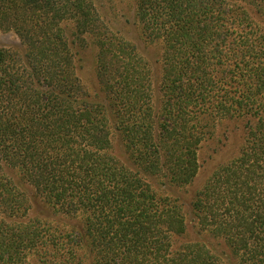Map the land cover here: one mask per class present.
Segmentation results:
<instances>
[{
  "label": "trees",
  "instance_id": "16d2710c",
  "mask_svg": "<svg viewBox=\"0 0 264 264\" xmlns=\"http://www.w3.org/2000/svg\"><path fill=\"white\" fill-rule=\"evenodd\" d=\"M246 1L264 8V0ZM136 7L151 37L163 34L162 77L171 103L159 120L149 104L146 65L134 47L114 44L121 53L113 60L103 42L96 43L104 89L105 71L114 62L116 83L109 93L120 110L115 127L131 165L139 168L129 171L109 153L105 118L75 76L62 26L72 20L81 42L98 22L93 0H0V29L12 32L22 48L0 49V171L18 170L58 212L88 215L84 227L64 233L46 222L0 221V264L39 245L52 261L67 250L63 264H83L72 250L81 243L92 264H220L202 242L185 241L173 250L172 238L186 231L181 206L156 198L142 176L160 173L178 187L194 182L201 138L185 116L195 99L193 61L207 64L237 17L221 0H136ZM244 42L264 55V42ZM253 70L256 84L241 108L253 120L243 152L191 200L198 230L221 237L235 264H264V64ZM24 204L0 172V216L24 214Z\"/></svg>",
  "mask_w": 264,
  "mask_h": 264
},
{
  "label": "rangeland",
  "instance_id": "374dc122",
  "mask_svg": "<svg viewBox=\"0 0 264 264\" xmlns=\"http://www.w3.org/2000/svg\"><path fill=\"white\" fill-rule=\"evenodd\" d=\"M221 1L232 11L234 17H237L236 26L232 32L220 36L219 40H223V43L220 48L216 47L214 52H211L212 56L207 64L198 65L193 61L197 77L194 83L195 99L185 114L186 120L195 129L194 133L201 138L197 146L196 178L192 184L181 187L166 183L165 177L160 173L146 174L142 178L156 198L174 200L175 206H181L180 212L186 224V231L184 236L172 238L173 250L185 241L202 242L214 256L218 257L220 264H235L221 237L198 230L191 211V200L196 192L202 191L205 183L214 182L223 176V170L235 163L248 141L247 130L253 126V120L244 116L241 108L247 98L248 88H254L256 84L253 68L258 64H264V55L256 56L253 51L247 49V43L244 41L264 42V8H260L258 4L252 5L246 0ZM93 5L98 14V22L91 32L81 37V42L73 36L75 23L72 20L62 22V26L65 29L66 41L74 55L75 76L79 79L88 101L99 108L97 110L105 118L104 123L110 134L109 153L118 164L133 171L139 168L131 165L122 146L121 137L116 131L117 112L120 110L118 107L114 108V96L109 93V90H114L116 83L114 62L113 68L105 71L107 88L104 89L97 77L99 45L96 43L103 42L113 60L114 53H121L114 44L123 42L134 47V53L142 58L146 65L149 104L153 115L158 116L160 120L164 113L169 112L171 103H168L170 96L166 94L167 83L162 77L165 66L162 59L165 42L162 33L161 37H151L150 30L144 28V24L137 19L136 0H93ZM225 22H231V19H225ZM222 25L227 26L226 23ZM2 48L16 50L18 53L22 50L18 38L12 32L0 29V49ZM217 48L219 51L215 52ZM171 101H174V98H171ZM218 112H222L221 116H218ZM1 165L3 167L2 163ZM0 172L2 176L12 181V185L25 203L24 214L12 218L0 216V221L4 224L21 226L30 221H40L57 226L63 233L75 230L77 226H85L87 213L58 212L22 179L18 170L4 166ZM84 242L87 245L88 242L86 240ZM43 250L40 245L36 246L21 253L20 257H16L9 264L64 263L67 250L60 251L54 261L44 255ZM72 250L83 260V264H92L90 253L86 251L83 243Z\"/></svg>",
  "mask_w": 264,
  "mask_h": 264
}]
</instances>
